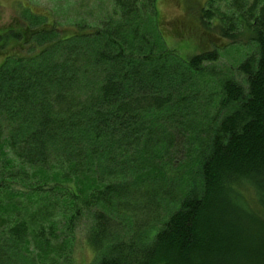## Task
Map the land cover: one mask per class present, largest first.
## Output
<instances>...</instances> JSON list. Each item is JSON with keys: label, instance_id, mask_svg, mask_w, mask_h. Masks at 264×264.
Here are the masks:
<instances>
[{"label": "trees", "instance_id": "1", "mask_svg": "<svg viewBox=\"0 0 264 264\" xmlns=\"http://www.w3.org/2000/svg\"><path fill=\"white\" fill-rule=\"evenodd\" d=\"M256 1L230 0L258 48L238 68L245 84L213 90L221 49L169 47L159 0H114L74 33L0 32V264H72L79 229L96 264H264ZM210 6L188 13L215 45ZM189 20L171 35L186 39Z\"/></svg>", "mask_w": 264, "mask_h": 264}, {"label": "rangeland", "instance_id": "2", "mask_svg": "<svg viewBox=\"0 0 264 264\" xmlns=\"http://www.w3.org/2000/svg\"><path fill=\"white\" fill-rule=\"evenodd\" d=\"M247 1V5L253 2ZM261 1L264 2L257 0L256 3ZM113 2L114 0H0V32L6 31L10 26L21 30L27 24L40 27V22H48V25L56 24L60 29L74 33L76 24L95 26L99 20L112 13ZM209 4L214 16L222 14V21L214 19V35L211 37H214L215 45L206 41V31L199 25L198 20L190 18L188 13L191 8H196V13H191L196 14L197 18L202 8L209 9ZM40 12L47 18H33L36 15L40 17ZM159 15L163 27H167L166 33L169 36L166 34V41L169 47L176 49L179 54H195L197 51L212 50L215 46L221 49L219 62L210 67V76L207 78L210 90L219 88L224 79L232 78L240 84H245L238 68L247 59L255 58L258 48L251 41L250 32L246 30L248 16L243 7L236 9L230 0H159ZM186 17L190 19V26L194 29L186 39L179 40L171 34L175 33V22L184 21ZM230 24H234L233 33L228 30ZM232 36H236V40ZM19 46L18 50L22 51ZM4 60L5 55H0V66ZM74 245L72 264H96V255L87 247L82 229L77 231Z\"/></svg>", "mask_w": 264, "mask_h": 264}]
</instances>
